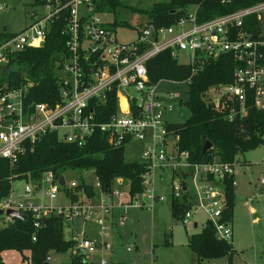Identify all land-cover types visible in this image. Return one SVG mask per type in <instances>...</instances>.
Returning a JSON list of instances; mask_svg holds the SVG:
<instances>
[{"label": "built area", "instance_id": "2783aa9c", "mask_svg": "<svg viewBox=\"0 0 264 264\" xmlns=\"http://www.w3.org/2000/svg\"><path fill=\"white\" fill-rule=\"evenodd\" d=\"M100 1L39 0L43 11L0 41L1 66L16 51L43 45L54 25L64 37L62 46L53 54L52 70L58 84L56 99L27 100L32 81L11 86L0 83V158L13 164L26 143H33L50 131L80 146L95 132L104 133L111 145L140 141L143 143L140 161L145 164V169L141 173L142 190L134 196L140 194L149 199L148 207L154 200H164L166 195L156 192L155 182L160 170L169 165L170 202L180 200L185 203L179 218L182 224L189 223L196 213H202L218 238H230L232 226L224 217L223 178L234 174V162L217 158L195 161L188 158L186 150H179L177 136L168 133V121L164 117V112L172 109L173 100L178 95L171 91L161 95L157 87L161 80L188 84L206 60L228 54L233 61L231 79L210 87L216 90L218 103L212 102L219 106L230 99L238 105L241 116L246 115L248 96H252L255 107L264 108V0L202 20L197 18L198 4H193L167 25L154 23L152 29L147 24L150 19H147L138 29L137 38L129 42L118 40L115 29L108 26L111 20L104 16L109 12L100 6ZM1 30L6 29L0 25ZM163 50H168L178 62L190 65L188 77L150 80L147 60ZM180 54L184 60H179ZM46 93L55 96L51 88ZM112 94L116 96V110L102 119L100 116L105 113L103 103ZM227 106L228 116L232 118L237 110L234 104ZM170 135H173L171 139ZM174 172L180 176L175 177ZM14 176L15 173L9 175L8 194L0 199L3 210L0 216L4 217L0 226L13 218L5 214L6 209L32 211L33 224L37 228L39 219L51 214L69 221L97 212L91 197L81 190L77 191L76 198H71L64 190L69 198L66 203L45 202V197L54 198L62 188L74 190L79 181L71 180L67 185L64 178L61 184L50 169L38 178L27 174L21 197L12 185ZM121 179L116 178V181L122 182ZM232 183L235 184L234 178ZM94 185L108 197L109 194H123L112 188V191L102 190L96 176ZM134 196L133 200L141 205ZM99 204L104 212L108 211L110 204L103 201ZM75 240L74 247L78 251L87 254L95 249V240L84 233ZM99 264H106V260L101 259Z\"/></svg>", "mask_w": 264, "mask_h": 264}, {"label": "trees", "instance_id": "16d2710c", "mask_svg": "<svg viewBox=\"0 0 264 264\" xmlns=\"http://www.w3.org/2000/svg\"><path fill=\"white\" fill-rule=\"evenodd\" d=\"M256 0H162L155 1L148 8H137L148 15V19L156 25L170 24L184 14L186 8L198 4L197 18H209L219 13L250 4ZM39 2V0H35ZM120 0H101L100 6L109 13H114L123 6ZM131 9H135L132 6ZM125 20L113 19L108 26L115 29L118 24H126ZM13 34L10 30L0 31V41ZM64 37L59 33V27L54 25L41 46H29L16 51L0 66V83L19 85L32 81L27 100L56 99L58 84L52 70L54 52L61 47ZM232 58L225 54L205 61L203 67L195 72L188 82L187 98L184 103L189 108L188 117L182 122H168V133L177 136L176 144L179 150H186L188 158L195 161H211L219 159L227 162L237 161V155L251 150L264 143V108L255 107L252 96L245 101L246 115L238 114V105L226 99L216 106L207 96L211 86L231 79ZM190 65L175 60L168 50H163L147 60V70L151 81L161 78L183 79L190 74ZM53 95L47 96V90ZM52 97V98H51ZM180 101V99H179ZM104 119L116 110L117 101L113 94L108 96ZM227 104H234L237 113L232 118L228 116ZM206 142L210 145L204 149ZM52 170L56 176H61L67 169H92L104 191L112 188L117 177L129 182V195L132 197L142 190L141 173L145 164L139 160H126L124 145H111L104 133L95 132L83 145H77L63 140L54 131L42 134L35 142L26 143L24 150L18 154L16 161L10 164L6 158H0V199L8 194L10 188L9 175L22 178L27 174L38 178L44 171ZM234 174L223 178L226 206L224 217L233 216L235 204ZM65 187V186H63ZM71 198L78 197L77 191H84L92 197L95 190L92 184L83 179L74 190L63 188ZM185 203L172 200L171 213L180 218ZM0 226V262L4 249H16L29 264H47L51 250L65 252L70 250V260L67 264H88L85 254L75 249L76 240L64 237V218L57 214L40 218V226H34V214L24 210L19 216ZM33 236L35 237L33 239ZM166 242L170 240L166 239ZM187 244L191 251L190 264H203L219 258H226L227 264H232L233 245L228 239L218 238L211 224L205 222L202 228L192 232ZM28 251V255L24 254ZM264 251V247H263Z\"/></svg>", "mask_w": 264, "mask_h": 264}, {"label": "rangeland", "instance_id": "374dc122", "mask_svg": "<svg viewBox=\"0 0 264 264\" xmlns=\"http://www.w3.org/2000/svg\"><path fill=\"white\" fill-rule=\"evenodd\" d=\"M0 1L2 3L0 25H6L12 31L21 29L33 20L35 14H40L43 11L42 6L35 0ZM120 1L124 5L118 7L114 13L107 14L104 18L107 20H113L114 18L119 21L125 20L126 24L115 26V33L118 40L129 42L137 38L138 29L148 19V15L138 11L137 8H148L153 2L162 0ZM129 6L135 9H131ZM192 7V5H189L188 9ZM178 58L184 60L183 54L178 55ZM187 88L188 84L184 82L159 81L157 89L161 95L165 91L175 92L178 95L174 100L172 99V109L164 112V117L168 122H182L188 117L190 111L184 103L187 98ZM207 93L210 100L216 103V90L210 88ZM142 146V142L137 140L126 143L124 146L125 159H140ZM236 157L234 178L237 183L234 185V191L237 199L235 201L234 219L232 220L233 236L228 238L229 241H232L234 247L232 264H264V251L262 248V245H264V182H260L264 168V143L251 150L241 152ZM156 173H158V170H156ZM63 175L66 178L67 185L72 179L76 181L83 179L88 184L95 181L92 169H67L63 172ZM174 176H180V174L174 172ZM169 182L170 169L169 165H166L160 170L157 180L158 185L155 184L156 192L164 193L166 198L163 201H155L151 208L145 207L146 201L150 202L146 197H141L140 194L134 196V199L139 200L141 205H144L142 207L133 200V197L131 198L128 195V182L126 179L112 185V189L123 193L118 195L119 197L111 194H109V197L103 194L99 197V194L96 196L94 192L91 200L95 204L97 214L100 209L104 210L103 206L100 208L99 203L103 201V203L111 205V202L108 203L110 198L113 203L111 209L108 208V212L113 210V219L104 218L102 221H98L95 217L89 216L90 218L85 221L77 217L73 218V221L64 220V236L75 238L82 231H87L89 236L88 234L86 236L95 239L97 243H95V249L86 256L88 264H99L100 258H104L106 264H190L191 251L187 244L188 237L192 232L202 228L205 224V217L200 213L194 215L193 219L198 221L197 226L193 225V221L184 226L177 217H174L170 208ZM24 183V178L14 179V187L18 192L22 190ZM159 185L164 186L161 188ZM94 188L98 191L96 187ZM67 199L62 188L54 198L45 197V202L58 203L67 201ZM119 200L122 203L127 202L130 204H121ZM249 203L255 207L253 212L250 211ZM108 212L104 213L109 214ZM256 214L262 216V224L253 223L252 217H255ZM122 216L124 220L123 223H120ZM166 239L170 242H166ZM104 240L108 242L109 246L107 248L103 245ZM6 252L9 253L3 256V264H25L16 253H13L15 251ZM49 254L48 264H65L70 258V250L65 252L50 251ZM211 261L216 262V264H225L226 258L222 257ZM203 264H209V262L204 261Z\"/></svg>", "mask_w": 264, "mask_h": 264}, {"label": "crops", "instance_id": "0c3cea01", "mask_svg": "<svg viewBox=\"0 0 264 264\" xmlns=\"http://www.w3.org/2000/svg\"><path fill=\"white\" fill-rule=\"evenodd\" d=\"M193 5V4H192ZM4 26H6V25H2V27H3V29H6V30H9L8 29V27L6 26L5 28H4ZM10 31H12V30H10ZM117 37V36H116ZM263 137H264V135H263ZM171 139V138H170ZM143 144V143H142ZM125 146V145H124ZM139 161H140V159H138ZM235 172H236V169H235V167H234V176H235ZM264 168H263V171H262V174H263V176L262 177H264ZM63 175V174H62ZM60 177V176H59ZM159 177V176H158ZM158 177H157V179H156V182H155V184H157V180H158ZM261 177V178H262ZM15 178H18V177H14L13 178V183H12V185L14 186V179ZM22 178H24V177H22ZM63 178H65V176L63 175ZM117 178H122V177H117ZM261 178H260V182H262L261 181ZM235 179V178H234ZM65 180H66V178H65ZM73 180V179H72ZM123 180V178L121 179V181ZM85 181V180H84ZM86 182V181H85ZM115 182L117 183V181L115 180ZM114 182V183H115ZM128 182V181H127ZM264 182V181H263ZM237 182H236V180H235V184H236ZM169 184H170V182H169ZM234 184V185H235ZM92 185L94 186V187H96L95 185H94V182L92 183ZM158 185V184H157ZM162 185V184H161ZM161 185H159L160 187H161ZM164 186V185H163ZM162 186V187H163ZM161 187V188H162ZM15 188V187H14ZM97 188V187H96ZM23 189V188H22ZM15 190H16V188H15ZM94 190H95V188H94ZM97 190L98 191H96L95 190V194H96V196L98 195L99 197L101 196V190L99 189V188H97ZM128 190H129V182H128ZM17 191V190H16ZM18 192V191H17ZM84 194H85V192L84 191H82ZM19 194H21V197H23V193H22V190L20 191V192H18ZM138 193V192H137ZM158 193V192H157ZM128 195H129V192H128ZM135 195V194H134ZM66 196V195H65ZM130 196V195H129ZM248 196V195H247ZM67 198H68V196H66ZM131 197V196H130ZM133 197V196H132ZM131 197V198H132ZM92 198V197H91ZM234 198H235V201H236V194H235V191H234ZM147 200H149V199H147ZM247 200H249V199H247ZM69 201V198L67 199V201H62V202H58V203H66V202H68ZM120 202H121V200H119ZM139 201V200H138ZM155 201H163V200H154L152 203H151V206H150V208L153 206V204L155 203ZM49 202V201H48ZM111 202V205L109 206L110 207V209H111V207H112V201H110V198H109V202L108 203H110ZM149 202H147L146 201V204H148ZM171 203V202H170ZM57 204V203H56ZM121 204H126V205H129L130 203H122L121 202ZM236 204V203H235ZM235 204H234V208H233V216L229 219V221H230V223H231V226H232V234H231V237L233 236V219H234V214H235ZM142 207H144V205H141ZM248 206L250 207V211H254L255 210V207L252 205V204H248ZM145 207H148L147 205L145 206ZM106 212H108V211H106ZM109 214H105L102 210H99L98 211V214H97V212L94 214V215H91L92 217H95L98 221H102V219H104V218H106V219H113V210L111 211L110 210V212H108ZM97 214V215H96ZM196 214H198V213H196ZM200 214H202V213H200ZM96 215V216H95ZM105 215H106V217H105ZM108 215V216H107ZM75 218V217H74ZM77 218H80L82 221H85L87 218H90L89 216H86V217H84V216H77ZM179 219V218H178ZM261 219H262V216L260 215V214H256V216L254 217H252V221H253V223H260V224H262V222H261ZM4 220V217L3 216H0V222L1 221H3ZM121 220H122V222H121ZM123 220H124V218H123V216L121 217V219H120V223H123ZM180 220V219H179ZM72 221H73V219H72ZM191 221H193V225L194 226H197L198 225V221L196 220V219H191ZM71 222V221H70ZM205 222H206V220H205ZM182 223V222H181ZM187 224H189V223H187ZM187 224H185V225H187ZM184 225V224H183ZM184 225V226H185ZM84 232H86V234H84L85 236L88 234V236H89V233H87V231H82L81 233H84ZM81 235V234H80ZM80 235H78L77 237H75V238H73V237H71V238H73V239H77ZM65 237V236H64ZM91 237V236H90ZM66 238V237H65ZM94 239V238H93ZM232 239V238H231ZM95 240V239H94ZM96 242V241H95ZM231 243H232V241H231ZM97 244V243H96ZM103 245L107 248L109 245H108V242L107 241H103ZM263 247H264V245H262ZM96 247V246H95ZM262 247V248H263ZM234 248V247H233ZM6 251H15V252H13V253H16V255H18L21 259H22V261L23 262H25V264H29L28 263V261L26 260V259H23L22 258V255H21V252L20 251H16V250H12V248H10V249H4L3 251H2V259H3V256L6 254V253H9V252H6ZM51 251H53V250H51ZM24 254H26V255H28V251H24ZM85 254V253H84ZM88 255V253L87 254H85V258H86V256ZM233 255V254H232ZM50 259V254H49V256H48V258H47V264H48V260ZM101 259H104V258H100V260ZM69 260H70V258H69ZM69 260L65 263V264H67L68 262H69ZM87 260V259H86ZM100 260H99V262L98 263H100ZM105 260V259H104ZM206 262H213V261H206ZM232 262H233V258H232ZM1 264H3V260L0 262ZM87 263H88V261H87ZM216 263V262H215ZM225 264H227V262H225ZM253 264H260V263H253Z\"/></svg>", "mask_w": 264, "mask_h": 264}, {"label": "water", "instance_id": "95a60500", "mask_svg": "<svg viewBox=\"0 0 264 264\" xmlns=\"http://www.w3.org/2000/svg\"><path fill=\"white\" fill-rule=\"evenodd\" d=\"M147 24L153 29V27H154V22H153L152 20H149V21L147 22ZM5 27H6V26H4V28H5ZM40 44H43V42H41ZM172 137H173V135H170V136H169V138H172ZM209 145H210V142H206L205 145H204V149H206ZM59 181H60L61 184L64 183L63 175H61V176L59 177ZM0 213H3V210H2L1 208H0ZM5 214H7V215H11V216H19V215H20V212L17 211V210H14V209H6V210H5ZM46 219H47L46 217L43 218V221H45Z\"/></svg>", "mask_w": 264, "mask_h": 264}, {"label": "bare ground", "instance_id": "6f19581e", "mask_svg": "<svg viewBox=\"0 0 264 264\" xmlns=\"http://www.w3.org/2000/svg\"><path fill=\"white\" fill-rule=\"evenodd\" d=\"M151 20V19H150ZM153 21V20H152ZM148 22V21H147ZM154 22V21H153Z\"/></svg>", "mask_w": 264, "mask_h": 264}]
</instances>
